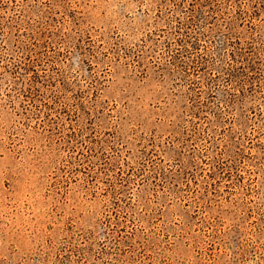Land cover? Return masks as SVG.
<instances>
[{
    "label": "rangeland",
    "instance_id": "rangeland-1",
    "mask_svg": "<svg viewBox=\"0 0 264 264\" xmlns=\"http://www.w3.org/2000/svg\"><path fill=\"white\" fill-rule=\"evenodd\" d=\"M0 264H264V0H0Z\"/></svg>",
    "mask_w": 264,
    "mask_h": 264
}]
</instances>
